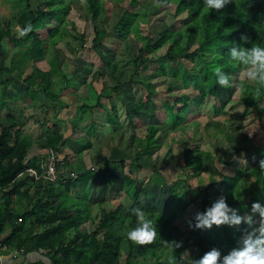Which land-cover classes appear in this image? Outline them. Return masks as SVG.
Returning <instances> with one entry per match:
<instances>
[{
	"label": "trees",
	"instance_id": "trees-1",
	"mask_svg": "<svg viewBox=\"0 0 264 264\" xmlns=\"http://www.w3.org/2000/svg\"><path fill=\"white\" fill-rule=\"evenodd\" d=\"M26 1L15 16L19 29L12 27L14 16L8 21L0 20V43L7 38L15 46L8 64L2 63L0 59V115L4 109L7 110L5 123L0 125V234L11 229L10 235L0 245L9 248L24 247L25 253L38 250L48 256L51 264H180V260L191 248V253L186 256L187 264H190L192 257H199L212 247L227 252L236 246L244 231L249 229L248 225L221 224L203 229L193 227L192 232H183L176 219L186 209L191 190L196 189L185 178H179L169 185L171 193L163 210H159L156 205L146 208L139 201L140 192L137 190V174L143 168L138 157H131L129 163L126 159L116 161L125 171L129 167L124 174L122 192L129 197L130 203L127 205L119 202L112 209H106L100 204L97 205V214H93L96 206L75 197L72 189L78 182L96 177L104 184L109 183L107 173L110 163L113 162L110 158H104L99 168L80 173L77 178L60 176L58 181L51 182L42 176L43 168L40 163L36 159L28 158L30 137L24 130L26 118L15 116L6 89L17 78L27 85L25 102L37 98L59 100L60 94L53 89V77L59 73L53 50L49 69L41 68L38 63L45 58L50 48L60 45L70 35L65 22L71 12V0H41L36 8L29 0ZM86 1L94 19L106 14L105 0ZM155 1L161 6H170L175 1V17L186 14L189 22L187 28L167 25L158 36L151 32L141 36L146 41L134 55L135 74L131 77V83L135 94H142L138 101L128 105L129 119L135 130L145 123L141 118V111L146 107L152 108L149 118H157L160 110L166 116L161 119V124L147 125L145 137L138 139L137 154L155 150L164 138V132L171 133L188 123V114L195 110L194 97L197 93L201 99L213 100L217 117L224 119L225 115H229L217 103L222 96L221 89L232 88L233 76L248 69V66L231 58L229 48L233 42L243 43L242 34L250 36V41L245 46H264V0H231L219 11L207 7L204 0ZM139 18V13L125 10L116 24L119 37L127 39L135 35L139 38L142 35L141 24L148 23L147 20L142 22ZM29 25L30 30L21 35V31ZM41 30H45L47 35L43 36ZM108 31L107 28L97 29L93 43L103 65L114 71L119 64L110 54V50L104 52L102 49ZM164 48L166 51L161 56L152 55ZM184 59L194 61L195 69L186 64L177 69L174 67L175 62ZM150 62L158 64L157 74L174 78L179 86L169 83L162 88L152 81L139 79V68ZM29 64L32 65V70L27 74L26 68ZM217 68L230 74L232 84L229 87L217 83ZM75 72L78 73L77 70ZM86 72H91L90 67ZM105 84L106 87L98 95L95 104L84 107L101 108L110 122L115 123L118 119V108L110 103V98L115 92L119 95L121 85L112 86L107 78ZM162 93H174L175 96L173 99L166 97L159 104L156 97ZM242 95L245 114L257 112L262 117L264 82L246 84ZM134 118L141 121L136 122ZM63 137L49 134L48 146L56 148ZM253 142V138H246L245 143ZM90 146L91 143H88L86 148ZM240 150L242 147L237 148L238 152ZM255 150L257 159L251 161L248 156L247 167L238 163L234 175L223 174L216 180L217 192L210 190L214 181L208 186L198 185L203 192L193 202L199 205V210H203L222 191L227 194L229 203L240 208L241 214L251 210L252 201L259 199L264 202V169L260 167V161L264 160V144L257 145ZM203 155V152L197 154L201 162ZM219 161L225 163L221 157ZM226 163L234 165L232 160ZM60 166L69 168L68 164L61 162ZM215 169L219 171L216 165ZM24 174L26 176L22 177ZM245 175L248 181L245 180ZM151 181L150 179L148 182ZM158 181L157 184L168 183L164 176L158 178ZM28 182L35 186L36 196H30L31 186L28 191L24 189L28 187ZM234 191L235 196L230 198L229 194ZM40 192L43 194L40 195ZM17 197L28 198L31 207L25 211L18 210L14 202ZM137 206L150 213L157 230L156 238L147 244H137L126 235L130 228L136 226L137 219L131 209ZM89 222L95 224L92 231L87 228ZM29 264L46 263L40 260Z\"/></svg>",
	"mask_w": 264,
	"mask_h": 264
},
{
	"label": "rangeland",
	"instance_id": "rangeland-1",
	"mask_svg": "<svg viewBox=\"0 0 264 264\" xmlns=\"http://www.w3.org/2000/svg\"><path fill=\"white\" fill-rule=\"evenodd\" d=\"M29 1L31 5L36 8L41 0ZM105 1L106 14L101 15L98 19H94L86 0H71V12L65 22V25L70 30V35L62 41L58 47L50 48L47 57L51 56V50H53V55L60 58V61L63 62L61 65L62 69L66 70L67 73L73 72L75 62L81 59H96L98 66H96V70L93 69L92 72L95 71V73H98L97 86L103 91L106 84L108 85V82L106 84L104 83L103 79L105 77L109 79V84L111 83L112 86L120 84L122 99L118 98V93L115 92L112 95V102L114 104L118 103L122 113H124V104L128 102L129 105L130 103L138 101L142 94L138 93L136 95L134 86L131 83V77L135 74L134 55L138 52L140 45L146 41L144 38H141V36H146L150 32L158 36L167 25H172L175 28L186 27L189 18L186 14L175 17L177 5L175 1H172L170 6H161L155 0ZM26 3V0H0V20L8 21L14 16L12 27H14L15 30L19 29L15 16L18 14L19 10H22ZM125 10L139 13V19L142 20V22L148 21V23L141 24L142 35L138 36L140 39L135 35H131L127 39L119 37L116 24ZM51 21L54 22L53 19H51ZM102 28H107L109 30L108 35L103 41L102 49L104 52L110 50V54L114 56L113 58L119 64L118 68L114 71H110L103 65V61L95 50V45L93 43L96 30ZM40 32L43 36L47 35L45 30H41ZM8 43L9 44L6 45L0 43L1 54H3L4 51L5 54L10 51L12 53L14 52L13 45L9 41ZM165 51L166 48L152 55L159 57L164 54ZM12 53L10 54L12 55ZM5 54L3 55L5 56ZM11 55L6 58V63L10 61ZM43 63H47V61ZM184 64L191 69H195L194 61L186 59L175 62L174 67L177 69ZM157 66L158 64L151 62L142 65L139 68L140 73L138 78L145 81H152L162 88L167 87L169 83H174L176 86H179L174 78L157 74ZM26 69L32 70V65L29 64ZM247 72L248 69H244L233 76L234 82L232 88L221 89L222 96L217 103L223 106L225 112L229 113V115H225L224 119L217 117L213 100L211 98L201 99L200 95L197 93L194 97V101L196 102L195 110L188 114L189 125L184 124L171 133L167 131L164 132V138L162 139L163 143L158 146L156 150L157 157L151 156L153 161L156 158V165L160 166V172H169L168 175L166 173L169 180L174 181L176 178L185 176L184 178L187 179L188 183L196 187V189L191 190L190 197L192 199L190 198L188 200L186 209L182 211L176 219L185 234L192 232V229H194L189 225V220L191 219L194 223V213L200 209L199 205L193 202V199L201 197L203 192V189L198 185L208 186L210 182L214 181L215 183L210 190L214 193L217 192L218 183L216 180H219L223 174L234 175L235 166L238 163H242L247 167L249 165V160L254 161L257 159L256 146L264 144V114L262 117H259L257 112L245 114L246 108L243 104V89L246 84L255 83V81H251L247 78ZM107 92L110 91L107 90ZM173 96H175L174 93H162L157 95L156 99L158 103L161 104L164 98L170 97L173 99ZM145 110L149 111L145 112ZM145 110L141 111V115L146 119L147 124H161V119L166 116L165 113L159 109V116L157 118H149V113H152V108L146 107ZM134 119L136 122L141 121L136 118ZM143 126L142 123L141 128L137 130V132L142 135L145 134V128ZM164 130H166L165 127ZM248 137L254 139L252 144L245 143ZM123 147L127 148L130 155L133 154L131 149L132 146L126 144ZM238 147H242V150L239 152L237 151ZM103 152L108 154V148L103 147ZM201 152L204 153L202 162L197 158V154ZM154 154L155 153H153V155ZM248 156L251 157L249 160ZM172 157H174V159ZM219 157L223 158L225 163L220 162ZM204 159L205 162L203 161ZM186 160H188V164ZM229 160H232L234 165L227 164L226 162ZM214 165H216L219 171L215 169ZM198 173H200V175ZM177 174H179V177H177ZM25 176V174L22 175V177ZM245 180L248 181L246 175ZM30 186L31 183L24 189L28 191ZM155 189L154 192L147 191V193L142 194L140 198H142L146 208L156 205L159 210H163L166 200L170 196L171 187L164 185L161 187L158 186ZM30 190L29 194L32 196L34 194L33 189ZM72 192V194H77L75 188L72 189ZM78 192H80V189H78ZM41 194L43 193L40 192V195ZM36 195L37 194H34L33 196ZM234 196L235 191L229 194L230 198ZM14 202L15 207L20 211H25L31 207L28 198L17 197ZM123 203L129 204L130 199L123 200ZM97 212H99V209L95 208L93 214H97ZM87 228L92 231L95 228V224L89 222ZM190 249L191 248L188 249V252H186L180 260V264H187L186 256L191 253Z\"/></svg>",
	"mask_w": 264,
	"mask_h": 264
},
{
	"label": "crops",
	"instance_id": "crops-1",
	"mask_svg": "<svg viewBox=\"0 0 264 264\" xmlns=\"http://www.w3.org/2000/svg\"><path fill=\"white\" fill-rule=\"evenodd\" d=\"M8 41L11 43L7 38L1 43L6 45L9 44ZM12 45L14 50L15 46L14 44ZM4 52L3 54H5ZM10 53L12 52H7L4 56L0 52L2 63L8 64L6 63V58L11 55ZM47 54L48 52L45 58L38 63L43 69L50 68V62L53 58L52 54L50 57H47ZM54 58L58 63L59 73L53 77V89L55 93L60 94L59 100L52 101L46 100L45 98H37L30 102H25L27 85L23 81L14 78L13 81L7 85L6 93L15 116L17 118H26L24 130L30 137L28 158L36 159L41 166L44 165L47 159L48 149L54 148L48 146L49 134L64 136L59 142V145L54 149L57 151L59 161L62 164H68V169H72L78 174L90 169L99 168L104 158H110L113 162L110 163L107 173L109 183L103 185L104 182L98 177L78 182L75 187L77 194H73L75 197L95 205L96 208H98L97 205L101 204L106 209H112L119 202L129 199V197L122 192L124 188V174L126 171L128 172L129 167H126L125 171L123 166H120V164L116 162L121 159H126L127 163H129L131 157H138L139 164L143 166L137 174L139 180L137 183V190L140 192L139 201L143 202L142 198H140L142 194L147 193V191L154 192L156 190L155 188L158 186L161 187L166 185L170 187L169 185L173 180L168 179L167 175L169 172H166L167 175L164 172H160V166L156 165V158L154 161L151 159V156L157 157V148L153 151L148 150L137 154L138 139L145 137L148 124L146 119L141 116L145 121L143 124L145 134L142 135L137 132L138 128H141V126L135 130L133 129L129 119L128 102L124 104L125 112L122 113L118 103L114 104L112 102L113 98H110V103H113V105L118 108V119L115 123L110 122L108 116L101 108L94 107L93 109H88L84 107L85 105H94L98 95L102 93V90L96 84L98 81V73H95V71L92 72L93 69L96 70V66H98L96 59H81L75 62L73 72L67 73L66 70L62 69L61 65L63 62L60 61V58L57 56ZM44 61H47V63H43ZM88 67H90V73L86 72ZM76 70L78 73L75 72ZM29 72L30 70H27V74H29ZM25 76L27 75L25 74ZM103 80L105 83L106 77ZM121 92L117 96L120 99H122ZM6 113L7 110L4 109L0 115V125L1 123H5ZM189 123L190 122L187 124L189 125ZM88 143H91V146L86 148ZM162 143L161 141L160 145ZM126 144L132 146L131 149L133 154H129L126 148L127 146L123 147ZM103 147L108 148V154L103 152ZM153 153L155 154L153 155ZM172 158L174 159V157ZM203 161L205 162V159ZM161 175L168 179V183H156L159 182L158 178L160 179L162 177ZM177 177H179V174H177ZM184 177L185 176L179 178ZM179 178H176V180ZM150 179L152 181L149 183L148 181ZM31 189H33L34 193L36 188L31 185ZM78 189H80V192H78ZM10 233L11 229L9 228L4 231V233L0 234V243H2L4 238L8 237ZM10 250L11 248L7 247L3 251L6 264H29L40 260L46 264H51L48 256L38 250L20 254L16 258H13L9 254Z\"/></svg>",
	"mask_w": 264,
	"mask_h": 264
},
{
	"label": "clouds",
	"instance_id": "clouds-1",
	"mask_svg": "<svg viewBox=\"0 0 264 264\" xmlns=\"http://www.w3.org/2000/svg\"><path fill=\"white\" fill-rule=\"evenodd\" d=\"M231 0H204L207 7L219 11ZM31 28L27 26L21 31L25 35ZM243 43L233 42L229 48L231 58L239 64L248 66L247 78L251 81L264 82V46L259 44L245 46L250 36L242 34ZM217 83L223 87L232 84L230 74L223 69H216ZM259 90V89H257ZM264 169V160L260 161ZM132 213L137 219L135 227L127 232V238L137 244H147L156 238L157 230L150 214L142 207H133ZM194 221L189 225L194 228H212L213 225L228 224L239 226L242 223L249 226L239 239L236 246L227 252L218 247H212L199 257H192L190 264H264V202L252 201L251 210L241 214L240 208L229 203L228 196L223 191L203 210L194 213Z\"/></svg>",
	"mask_w": 264,
	"mask_h": 264
},
{
	"label": "built area",
	"instance_id": "built-area-1",
	"mask_svg": "<svg viewBox=\"0 0 264 264\" xmlns=\"http://www.w3.org/2000/svg\"><path fill=\"white\" fill-rule=\"evenodd\" d=\"M42 176L51 182H56L60 176L65 178H77L78 173L72 169H68L60 166L59 157L57 151L54 148H49L47 151V159L42 166ZM7 248L6 245H0V264H6L4 261L3 251ZM9 248V247H8ZM9 254L16 258L20 254H25V248H11Z\"/></svg>",
	"mask_w": 264,
	"mask_h": 264
}]
</instances>
